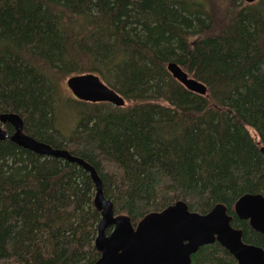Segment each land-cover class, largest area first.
<instances>
[{
  "label": "trees",
  "instance_id": "1",
  "mask_svg": "<svg viewBox=\"0 0 264 264\" xmlns=\"http://www.w3.org/2000/svg\"><path fill=\"white\" fill-rule=\"evenodd\" d=\"M172 62L207 96L175 80ZM83 74L129 105L67 95ZM12 113L92 165L134 226L178 201L202 215L221 204L244 243L264 247L234 212L264 196V0H0V116ZM95 193L81 166L0 142V264H95ZM192 264L236 261L216 243Z\"/></svg>",
  "mask_w": 264,
  "mask_h": 264
},
{
  "label": "water",
  "instance_id": "2",
  "mask_svg": "<svg viewBox=\"0 0 264 264\" xmlns=\"http://www.w3.org/2000/svg\"><path fill=\"white\" fill-rule=\"evenodd\" d=\"M253 4L258 0H244ZM172 77L188 91L207 96V87L191 77L176 63H169ZM66 85L78 101L107 103L117 108L127 105L123 96L95 74L72 76ZM0 142L9 139L17 146L44 157L63 158L86 170L95 185L94 205L101 213L95 247L101 254L95 264H192V256L201 248L220 244L237 264H264V247L246 244L243 231L232 226L233 217L224 205L215 206L208 214L192 212L187 203L178 201L162 212L146 215L134 226L127 215H117L114 204L106 199L96 169L68 150L54 149L24 132V121L18 114L0 116ZM9 124L14 133L9 135ZM264 155V147L261 149ZM236 216L249 221L251 228L264 238V196L245 195L235 207ZM111 230L108 233V230Z\"/></svg>",
  "mask_w": 264,
  "mask_h": 264
},
{
  "label": "rangeland",
  "instance_id": "3",
  "mask_svg": "<svg viewBox=\"0 0 264 264\" xmlns=\"http://www.w3.org/2000/svg\"><path fill=\"white\" fill-rule=\"evenodd\" d=\"M63 86H64V91H65V93L67 94V95H69V96H73V94L71 93V91L68 89V87H67V85H66V81L63 83ZM74 97V96H73ZM127 105H129V103H127ZM66 120L64 121V122H70V124H73V123H71V120L72 119H70V117L69 116H66V117H64ZM71 126L72 125H69L68 126V130H66V131H64L65 132V134H68V133H70L69 131H70V129H71ZM70 127V128H69ZM64 129H66V126L64 125Z\"/></svg>",
  "mask_w": 264,
  "mask_h": 264
},
{
  "label": "flooded vegetation",
  "instance_id": "4",
  "mask_svg": "<svg viewBox=\"0 0 264 264\" xmlns=\"http://www.w3.org/2000/svg\"><path fill=\"white\" fill-rule=\"evenodd\" d=\"M237 264V263H236Z\"/></svg>",
  "mask_w": 264,
  "mask_h": 264
}]
</instances>
